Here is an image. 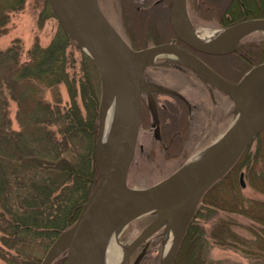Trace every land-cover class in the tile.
<instances>
[{"label":"rangeland","instance_id":"rangeland-1","mask_svg":"<svg viewBox=\"0 0 264 264\" xmlns=\"http://www.w3.org/2000/svg\"><path fill=\"white\" fill-rule=\"evenodd\" d=\"M167 1L168 6H166L167 9L163 13V15L165 14V19L162 17L161 13L159 15V8L153 11L152 18L153 16L157 18L158 26L157 35L151 36L145 33L140 35L135 31V25L129 21L128 12L130 3H132L131 5L134 7L145 9L154 5V0H98L107 18L134 49L176 40L170 26L172 0ZM198 1L199 0H185L181 19L187 22L189 30L197 36L202 35L205 30L213 31L214 33L210 35V39L213 40L225 27L231 24L244 19L264 17V11L260 13L259 9H257L259 4L256 6V4L253 3L255 10L252 13L248 12L247 14H243L248 7L245 6L243 9L241 8L243 12L237 15L239 19L235 22L229 20L225 22L224 18L218 21L216 15L212 12H206L205 10L204 13H201L200 10L204 8L198 7ZM259 3L261 5L260 8H264V0H260ZM145 20L146 19L142 22V27L147 28L150 23L148 19ZM60 27L59 21L53 13L48 0H25L21 10L11 13L7 24V31L0 35V48H6L15 38L20 39L22 46L20 59L24 61L27 59V50L35 41H38L42 46L47 45ZM72 41L73 42L67 47L68 56L70 58L68 70L71 78L75 77L78 83L80 80L87 83L91 95L87 91L86 99H90L92 95L96 98L97 128L95 139H93V141L91 140V152L97 176V166L93 153L97 143L98 131V105L100 99L99 74L94 62L85 49L79 45L77 41ZM247 41L251 43L261 42L263 48L257 49L255 52L256 55H254L255 58L250 59L249 62H243L240 67L234 69L227 65L232 61H234V63L237 62L236 56L233 54H229L228 56L221 55L219 58L211 54L213 57H209L207 61L214 65L223 75L230 76L229 78L238 81L243 76L244 72L253 65L264 61V32L261 30L250 32L240 40V43H246ZM84 54L89 59L87 58L86 60ZM177 62H179V60L172 55L163 54L157 56L153 62L145 68L143 90L151 81L165 82L168 87H180L186 85L185 83L188 82L185 88L187 87L191 93L188 95L187 99L191 105L194 106H191L192 110L188 111L187 115L183 116L184 131L181 132L178 139L171 140L172 135L169 134V128L172 127V129H174L175 126H178L176 125L178 121L172 119L174 115L171 116V119H168L170 120L169 122L168 120L164 121V117L162 116L161 121L163 124L160 138H156L153 133L155 123L152 120L151 114L153 102L149 98L147 99L149 109L148 107H144L142 103L143 109L141 108L135 154L127 174V185L130 187L147 188L155 185L168 178L174 172L180 170V168L194 155L199 152L206 153L228 129H230L239 113L238 104L225 92L219 89H217L219 91H214L215 98L213 102L209 101L206 97L207 93L198 78L190 75L184 76L178 70L172 68L171 65L174 63L177 64ZM159 66L164 67L160 68ZM57 91L61 100V106L66 108L70 107L72 105V98L67 87L64 84H60ZM44 96L48 100L52 99L49 91H45ZM165 98L173 102V98H169L167 94H160L161 101ZM75 100L80 106L83 114L86 115L87 112L83 107L82 98L79 93L75 96ZM7 104L11 127L17 129L16 102L7 97ZM88 104L91 105L92 103L88 102ZM194 107L196 108L193 109ZM83 135L82 138L79 137L81 141L87 138L85 137L86 135ZM243 152V155L241 153L240 156H242H239L241 160L238 162L236 161L237 163L235 162L223 176L212 184L215 185L208 192L207 196L209 199H207L210 203L209 207L213 208V210L207 212V214H204L202 217L194 218L196 209L201 202L199 201L183 233L182 238L185 236L186 229L192 219H194L201 228L200 232L202 238H199V241L203 240V244L200 245V251H198L197 254L203 264H264V250L258 249V240L255 239L254 233H252L249 227L250 220L240 212L228 210L233 208L235 202L238 201L235 188L240 184V172L243 173V181L245 183L244 186L240 185L243 195L246 197L264 198V169H262L264 168V129L260 130L254 136ZM260 157L261 159H259ZM251 166L254 172L249 171V167ZM156 215L157 211L154 210L141 213L128 219L121 226L117 234V240L120 246H129ZM222 217L229 218L232 223L229 225L222 224L219 228V226L215 224V221H218ZM67 227L61 229L57 235ZM167 230L170 235H173V227L171 224H169V226L160 224L155 232L145 240L147 246L138 264H159L164 257V234ZM223 230L226 234L228 233L231 235L229 239L221 241L220 238L213 237L217 233L221 235ZM57 235L45 248H40L37 244H32L33 246L28 245V252L38 255L41 261L47 248ZM187 239H189V233L186 234L183 240L181 239L182 243L180 241L172 264H186L183 260L182 247ZM143 244L144 243H141L134 249L121 264H133L134 258L140 252ZM0 246H2L1 242ZM262 247L264 249V246ZM62 256L64 258V252L59 254L54 261ZM0 264H6L5 259L0 257Z\"/></svg>","mask_w":264,"mask_h":264},{"label":"trees","instance_id":"trees-1","mask_svg":"<svg viewBox=\"0 0 264 264\" xmlns=\"http://www.w3.org/2000/svg\"><path fill=\"white\" fill-rule=\"evenodd\" d=\"M259 2L199 0L198 7L204 8L201 13L205 10L214 13L218 21L224 18L225 22H235L245 6L248 9L243 14L255 10L253 3L259 4L260 13L264 11ZM24 3L25 0H0V35L6 33L11 13L21 10ZM131 4L129 21L135 25V31L140 35L156 36L158 20L152 18L153 11L159 8V15L161 13L165 19L166 6L156 3L144 9ZM144 19L150 23L147 28L142 27ZM72 42L60 27L47 45L35 41L27 50L24 61L20 59V39L15 38L6 48H0V257L6 264H39V256L29 253L27 246L47 247L61 229L75 220L96 182L91 152V140L95 139L97 128L96 98L92 95L86 99L87 91L91 95L87 83L81 80L78 83L75 77L71 78L67 47ZM261 48V42L247 41L222 55L236 56L237 62L227 64L235 69L254 59L256 50ZM84 58L87 60L88 57L84 54ZM60 84L67 87L72 98L68 108L60 104L57 94ZM45 91L50 92L52 99L45 98ZM78 93L86 115L75 100ZM7 97L15 100L17 105V129L11 127ZM174 116L172 119L178 121V126L169 128L171 140L178 139L184 131L183 117ZM81 134L87 137L84 141H81ZM249 168L254 172L252 166ZM214 185L202 196L194 218L213 210L207 195ZM235 189L238 201L228 210L240 212L250 220L249 227L258 240V249L264 250V198L244 196L240 184ZM231 223L224 217L215 221L219 228ZM200 229L194 219L190 220L182 240L187 233L189 239L181 246L186 264H203L197 254L203 244V240L199 241L202 238ZM213 237L223 241L231 235L223 230L221 235L217 233ZM53 264H64L63 256Z\"/></svg>","mask_w":264,"mask_h":264},{"label":"water","instance_id":"water-1","mask_svg":"<svg viewBox=\"0 0 264 264\" xmlns=\"http://www.w3.org/2000/svg\"><path fill=\"white\" fill-rule=\"evenodd\" d=\"M59 24L69 38L78 42L94 62L100 80L97 143L93 157L97 180L80 207L73 223L62 230L44 253L40 264H52L64 252V264H100L101 247L115 214L125 205L137 216L157 211L156 217L127 246L122 262L144 243L133 264L143 256L145 240L155 232L165 214H170L173 240L159 264H172L186 225L205 191L237 161L254 136L264 129V104L256 92L264 82V61L255 64L238 81H229L196 54L166 41L134 49L117 31L99 6L98 0H48ZM185 0H172L170 26L175 39L206 54L222 55L234 51L248 33L264 32V17L244 19L225 27L224 41H204L182 24ZM217 37V36H216ZM215 37V38H216ZM215 40V39H214ZM172 55L193 70L201 79L229 95L240 104L230 129L190 169L180 170L147 188L127 185V174L133 160L141 115V94L145 68L159 55ZM118 95L119 110L111 140L99 159L106 111ZM155 111V107L153 108ZM154 133L159 137V126ZM244 186L243 173L239 174ZM191 209L187 220L175 219V211ZM130 217V218H131Z\"/></svg>","mask_w":264,"mask_h":264},{"label":"bare ground","instance_id":"bare-ground-1","mask_svg":"<svg viewBox=\"0 0 264 264\" xmlns=\"http://www.w3.org/2000/svg\"><path fill=\"white\" fill-rule=\"evenodd\" d=\"M182 24L186 27V29H189V26L187 25L186 21H183ZM213 31L205 30L201 37L204 41H224V39L227 38V35L224 36V34H219L215 38V40L210 39V35L213 34ZM221 55H215L214 57L219 58ZM222 61V60H220ZM223 62V61H222ZM256 95L258 97V103L264 104V82L260 85L258 88V91L256 92ZM239 104V108H240ZM119 110V98L118 95L114 97L112 102L110 103L106 115H105V123L103 128V134L101 139V145L98 151V157L101 158L102 154L106 152V149L108 147V144L111 140L113 129L115 126V122L117 119ZM238 116V115H237ZM223 137V136H222ZM221 137V138H222ZM220 138V139H221ZM219 139V141H220ZM204 152H199L198 154L194 155L190 160L183 166L181 169V172L190 169L192 166L196 165L203 159ZM191 209H186L182 211H175V219L179 220L181 223H184L189 214ZM132 211L130 210L128 205H125L122 207L113 217L111 224L109 225L107 234L104 238L102 247H101V254H100V264H121L122 263V257L127 247H121L117 240V234L121 228V226L132 216ZM132 218V217H131ZM170 214L167 212L165 216L163 217L161 224L165 226H169L170 224ZM173 240V235L169 234L168 230L164 234V249L163 254L164 256L168 253L171 244Z\"/></svg>","mask_w":264,"mask_h":264},{"label":"flooded vegetation","instance_id":"flooded-vegetation-1","mask_svg":"<svg viewBox=\"0 0 264 264\" xmlns=\"http://www.w3.org/2000/svg\"><path fill=\"white\" fill-rule=\"evenodd\" d=\"M154 4L156 3H163L165 6H168V1L167 0H154ZM172 3V1H171ZM175 43L178 44L179 46L187 49L188 51L196 54L200 59H202L206 64H208L211 68H213L215 71H217L220 75L228 79L229 81H236L233 80L232 78H229L228 76L223 75L220 73L214 65H212L210 62H208L209 57H213L211 54H206V53H199L198 51L190 48L187 46L185 43L180 41L179 39L175 40ZM241 43L239 42L237 48L239 47ZM236 48V49H237ZM235 49V50H236ZM208 56V57H207ZM215 56V55H214ZM172 68L178 70L180 73H182L184 76H195L200 80L201 85L205 89L207 93V98L209 101L213 102L215 98V92L214 91H219L217 90L218 88L214 87L213 85L207 83L203 79H201L193 70L189 69L188 67L184 66L180 62H177V64H172ZM160 68H163L164 66H159ZM245 73V72H244ZM146 77V76H145ZM188 82L185 84L187 85ZM186 85H182L180 87H168L167 83L165 82H157V81H151L148 83L147 87H144V90L142 91L141 94V108L142 103L144 107H148L147 99L149 98L153 102V108L152 109V120L155 123L154 125L158 124L159 126V132L161 133V128L163 122L161 121L162 116L164 117V121L171 119V116L173 115H178L179 117H183L184 115H187L188 111H191L192 107L194 105H191V103L188 101V95H190L189 89L187 87L185 88ZM167 94L169 98H173V102L169 100L168 98H165L163 101L160 100V94ZM192 106V107H191ZM194 107L193 109H195ZM170 120H168L169 122ZM154 133V130H153Z\"/></svg>","mask_w":264,"mask_h":264}]
</instances>
